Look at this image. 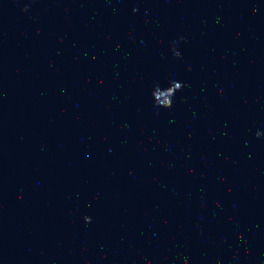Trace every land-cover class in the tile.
I'll list each match as a JSON object with an SVG mask.
<instances>
[{
    "label": "water",
    "instance_id": "water-1",
    "mask_svg": "<svg viewBox=\"0 0 264 264\" xmlns=\"http://www.w3.org/2000/svg\"><path fill=\"white\" fill-rule=\"evenodd\" d=\"M0 264H264V0H0Z\"/></svg>",
    "mask_w": 264,
    "mask_h": 264
},
{
    "label": "clouds",
    "instance_id": "clouds-1",
    "mask_svg": "<svg viewBox=\"0 0 264 264\" xmlns=\"http://www.w3.org/2000/svg\"><path fill=\"white\" fill-rule=\"evenodd\" d=\"M27 10H28L27 8L24 9V11H27ZM134 11H135V9H134ZM181 90H182V89H181Z\"/></svg>",
    "mask_w": 264,
    "mask_h": 264
}]
</instances>
